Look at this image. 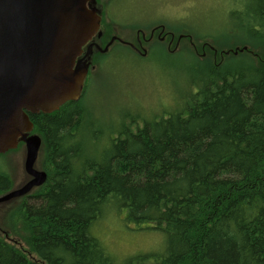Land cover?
<instances>
[{"label": "trees", "instance_id": "1", "mask_svg": "<svg viewBox=\"0 0 264 264\" xmlns=\"http://www.w3.org/2000/svg\"><path fill=\"white\" fill-rule=\"evenodd\" d=\"M247 1L242 47L260 56L264 0ZM196 67L185 96L140 126H104L81 96L29 115L47 180L15 209L25 248L0 237V264H264V63ZM10 187L0 173V194ZM105 217L157 234L155 249L111 252Z\"/></svg>", "mask_w": 264, "mask_h": 264}, {"label": "rangeland", "instance_id": "2", "mask_svg": "<svg viewBox=\"0 0 264 264\" xmlns=\"http://www.w3.org/2000/svg\"><path fill=\"white\" fill-rule=\"evenodd\" d=\"M101 1L109 3L102 12L103 21L114 27L118 36L134 40L137 29L148 34L150 27L163 25L168 32H174L175 38L171 45L147 44L145 57L120 49L119 57L100 58L102 65L96 72H88L81 97L92 117L104 121L106 127L121 116L126 125L130 126L128 118L134 117L132 126H140L142 118L159 116L164 109L172 108L188 92L190 80L196 79L195 72H200L197 64L206 62L220 68L238 61L256 66L264 63L263 53L259 56L242 47L246 40L239 33L249 23L244 16L247 0ZM25 153L24 145L19 144L0 154V173L10 179L9 191L21 188L30 179L24 172ZM43 159L40 148L36 170L43 171ZM34 193L35 188L28 195ZM22 199L24 196L0 203V237L24 249L21 233L11 229ZM105 218L96 223V230L118 256L151 249L159 239L151 232L126 233L114 219Z\"/></svg>", "mask_w": 264, "mask_h": 264}, {"label": "water", "instance_id": "3", "mask_svg": "<svg viewBox=\"0 0 264 264\" xmlns=\"http://www.w3.org/2000/svg\"><path fill=\"white\" fill-rule=\"evenodd\" d=\"M87 2L94 0H0V154L23 143L30 177L0 203L27 196L47 180L34 168L41 138L29 115L51 114L79 100L88 65L75 59L100 35V18Z\"/></svg>", "mask_w": 264, "mask_h": 264}, {"label": "flooded vegetation", "instance_id": "4", "mask_svg": "<svg viewBox=\"0 0 264 264\" xmlns=\"http://www.w3.org/2000/svg\"><path fill=\"white\" fill-rule=\"evenodd\" d=\"M108 6L109 3H105L101 0H94V2L86 3V7L88 9H94L100 18L98 28V33H100V35L97 33L93 35L89 41L81 47V52L75 59L76 63L80 60L87 63V75L88 72H96L97 67L102 65L101 61L99 62L100 58L119 57L121 55L119 53L120 49H125L130 53L132 52L136 56L140 55L141 57H145L147 53V48L145 49V47L147 44H163L167 42L168 45H171L174 42V32H168L163 25L150 27L148 34L137 29L134 40L118 36L115 33L114 27L112 28L111 25L103 21L102 12L105 11Z\"/></svg>", "mask_w": 264, "mask_h": 264}, {"label": "bare ground", "instance_id": "5", "mask_svg": "<svg viewBox=\"0 0 264 264\" xmlns=\"http://www.w3.org/2000/svg\"><path fill=\"white\" fill-rule=\"evenodd\" d=\"M122 129V128H121ZM120 130V129H119Z\"/></svg>", "mask_w": 264, "mask_h": 264}]
</instances>
